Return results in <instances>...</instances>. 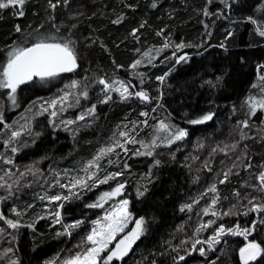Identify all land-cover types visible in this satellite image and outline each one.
<instances>
[{
  "label": "trees",
  "instance_id": "obj_1",
  "mask_svg": "<svg viewBox=\"0 0 264 264\" xmlns=\"http://www.w3.org/2000/svg\"><path fill=\"white\" fill-rule=\"evenodd\" d=\"M51 2L57 3L54 11L49 6V0H26L22 16L18 14L21 9H0V64L5 62V53L16 43L28 47L42 35L72 39L78 57V67L72 72L58 75L57 84L45 87L37 85L34 79L20 85L12 110H8L7 106V89L0 91V113L9 115L19 110L21 115L18 120L27 127L20 128L22 132L16 143L17 151L12 155L7 154L11 156L12 163L7 172L10 175L5 177V183L12 185L11 194L7 190L6 193L22 213L20 218L32 219L37 213L41 217L45 214L42 208L45 199L41 200V196H69V192L60 185L68 182L69 176L75 174L81 165L91 161L99 148L110 145L108 135L114 125L126 124L128 129L130 126L136 128L132 136L136 138L137 146H131V151L126 155L118 158L110 156L108 159L104 174L120 172L122 175L91 190L85 189L79 192L78 197L71 195L69 199L61 200L62 208L58 206L59 202H54L49 211L55 213L59 207L61 223L56 225L54 219H49L46 222L47 232H30L28 256L17 264H46L56 255H60V259L73 257L82 249L78 239L87 232L91 222L125 199L129 201L128 211L134 224L135 220L143 218L144 232L129 255L120 262L113 260L112 264H213V261L215 264H239L238 238L229 237V242L223 241L214 255L201 244L192 247L196 239L206 240L209 233L220 225L226 229L239 225L243 229L242 224L250 227L255 223L252 240L264 247V212L253 213L255 219H260L258 221L253 216L246 220L243 217L248 216L239 215L244 207L249 209L248 200L253 197H259L256 204H264V193L256 190V194H260L257 196L251 190L245 191L240 187L245 177H231L221 183L218 174L206 171V167L181 165L182 155L179 151L171 155L167 163L154 156L152 152L156 150H151L150 156L135 152L138 145L141 146L140 141L150 144L154 140L149 142L151 134L144 133L157 128L158 121L169 122L171 126L184 130L190 139L197 133L213 128L226 113H232L239 119L240 113L245 112L244 106L239 110L234 109V112L233 107L240 105L251 90L264 88V81L259 79L264 74V68H260V65H264V36L259 35V31H264V0ZM205 10L208 15L204 14ZM249 17L257 23H251ZM117 20L118 23L113 22ZM17 26L21 31H16ZM220 50L223 51L227 70L221 89L211 101L204 102L206 93L196 85H183L172 93L160 86L158 77L172 68L175 79L200 73L206 81L216 80L220 72ZM181 57L184 59L174 66ZM138 60L141 63L133 68L132 65ZM100 79L109 84L124 81L130 92L144 91L150 100L141 101L132 96L129 101H122L120 96L111 93L112 99L103 103L109 91H104ZM74 81L79 85L77 88L71 87ZM65 90L78 91L80 105L76 104L73 110L56 106L57 119H52L44 108L35 106L34 101L38 98L61 99L65 96ZM85 90L88 92L86 99L81 95ZM81 106H84V110H78ZM93 106L95 111L85 123L82 119L70 125L63 123V119L78 117L79 111L87 115ZM141 112L149 115L142 116ZM209 113L212 114L211 120L202 124L189 123ZM262 116L264 111L256 113L250 120L252 128H264L263 122H260ZM145 120L147 123L142 129ZM7 137L9 139V134ZM246 145L250 171H259L264 162V135L251 131ZM174 147L175 144L167 146L169 150ZM4 169L2 167L1 174ZM210 181L217 188V208L227 209L226 204L234 201L237 204L234 211H239V214L233 212L231 216L223 218L222 215L216 218L202 217L200 210L213 196L207 192ZM250 181L251 184L256 182L253 179ZM118 183L125 184L119 196L108 199L103 207H87L96 203L104 192L112 191ZM141 192L143 195L138 194ZM186 205H191V210ZM210 219H215L213 230L208 227L197 236L195 230ZM34 221L24 223L32 225ZM77 221L82 222L78 228H64ZM64 229L70 231L71 235ZM201 248L205 250L203 256L199 251ZM12 253L11 256L3 251L2 256H11L14 260L17 255ZM102 255L106 256L107 252ZM180 256H184V259L180 260ZM253 264H264V257Z\"/></svg>",
  "mask_w": 264,
  "mask_h": 264
},
{
  "label": "rangeland",
  "instance_id": "obj_2",
  "mask_svg": "<svg viewBox=\"0 0 264 264\" xmlns=\"http://www.w3.org/2000/svg\"><path fill=\"white\" fill-rule=\"evenodd\" d=\"M15 47H20L19 43L18 44L16 43L15 46H13L12 48H15ZM5 54H6V59H7L8 51ZM180 60L181 59H177L174 66H178L179 65L178 63ZM5 62H6V60H5ZM226 70L227 69H226L225 57H224L223 51L220 50V72H219L216 80L206 81L200 73H193V74H190L184 78L175 79L173 77L174 68H172L162 76L164 79H163V81L160 80V86L165 87L168 90V92L172 93L176 89H178L180 86L196 85V86H199L202 89H204V91L206 93L205 98H204V102H209L213 99L214 95L221 89L222 78L226 74ZM58 81H59V78L57 76L54 78L46 79L44 81L39 80V78H37L35 80L37 85H44L45 87H49V86H52L53 84H57ZM117 82H121V83L125 84L126 86H128V84L124 81L117 80ZM113 84H115L116 87H119V83H113ZM38 87H40V86H38ZM5 90H6L5 88H0V91H5ZM65 91H66L65 95L68 96V99L66 101H63L60 98H56L54 100L42 99V98L39 99L38 98V100L36 99V101H34V103L36 104L35 106L36 107L38 106L39 108L46 109L47 111H44V112H47L50 115V117L55 120L58 118L57 113H56V116H54V117L51 115V113L53 111L56 112V110H55L56 106L64 107L67 109L71 108L73 110V107L77 104L76 103L77 99L80 98L78 96V91H76V90L75 91L65 90ZM18 92H20L19 87H18L15 95L18 94ZM105 92H107V91H105ZM7 93L9 94V103L7 104V106L9 107L8 110H12L15 108L14 107L15 103H13L12 99H11V96L13 94L10 92L9 89H7ZM111 93H115L118 96H120L119 93L115 92V91L107 92L108 95H110ZM250 97L254 98L256 101L264 99V91H262V88H255L254 90H251L248 93V95L243 99V101L240 105L233 107V112H234V109L239 110L240 108H242L244 106L245 112L240 113L239 119L238 118L236 119L232 113H226L225 115H223L218 120V123L213 128L205 130L204 132H201V133H197V134L193 135V137H191L190 139L187 138V134H186V136L183 137L182 139L175 140L174 142H172L173 144H175V147L171 150H169V148H167V146L172 145V143H169V141L173 139V136L170 133L174 134L175 131L179 128H177V127L175 128L174 126H171V124H169V122L163 121L165 124L169 125V131H164V130L158 131V127H159V124L161 122V121H158L156 124L157 128L151 130L148 133H144V135H150L151 134L148 140L150 142L151 139H154L157 147L152 146V142L154 141L153 140L150 144H148L147 142L143 143L147 147H142V146L138 145V149H135V152L136 153H142V152H146V151L156 150V151L152 152L154 154V156H156L160 161H164L167 163L169 157L171 155H173L176 151H179L182 155V159H181L182 164L181 165H190V166H193V168H203V167L205 168L206 167V169H207L206 171L214 172V173L218 174L217 176L220 178V181L224 179L223 174L225 172H229V169H231V172L229 173L228 178H231V177L244 178L245 177V182L242 184V186L240 185V187L243 188L245 191L251 190L252 192L255 193V191H256L255 189L258 188V185H259L258 175L261 171H264V167H262V166H264V162H262V164L260 165L259 171L250 172V167H248V166L250 165L251 162L247 158V150L248 149H247V145H246V140L249 138L251 131L252 132L257 131V132L264 135V128L263 129H261L260 127L252 128L251 127L252 126L251 121H250L256 115V113H258V112L262 113L264 111V109H261L259 107V105H257V107L255 109V114H252L253 110L250 107V101H249ZM132 98L133 97H130L128 99V101ZM52 101H57L55 107L50 106ZM79 105H80V100H79L78 106ZM0 110H1V108H0ZM78 110H84V106H81L80 109L78 108ZM76 112H77V110H76ZM20 115L21 114H20L19 110H16L12 114H9V115H6L5 113H3V114L0 113V121H2V122H0V161H1L0 162V172L2 170V167L5 168L4 173L3 174L0 173V177H3L4 182L0 181V183H5V180H6L5 177L7 176V175H5V173H7L9 168L11 167L10 164L5 163L4 161L10 160V157H11L10 155L13 154L11 149L13 147L17 148L16 143L19 142V136L15 137L14 139L12 138V131L21 133L22 131L20 128H25L23 123L19 122V120H18ZM77 115H78V117H75L73 119H70V118L63 119L62 121H63V123L64 122L66 123L69 120L74 121V122H79V120L81 121V119L79 117L83 115L84 119H82V120L85 123V121L87 119H89L93 115V113L89 112L86 115V112L79 111V112H77ZM263 118L260 122H263V124H264ZM244 122H247V124H248L247 127H244ZM260 122L257 124H260ZM88 123H89V121H88ZM72 124H74V123H72ZM144 124L145 123L143 122L142 129H143ZM68 125H70V124H68ZM135 129L136 128H134V127L132 128V126H130V128L128 129V125H126V124L125 125L124 124L114 125L109 131L111 133L108 135V142H111L110 145L113 144V142L115 140H119L121 143H123L125 138L121 137L119 135V133L120 132H127L129 134V136L133 137L132 135H134L133 132L135 131ZM172 130H174V131H172ZM10 133H11V136H10ZM7 134H9V139L7 137ZM115 134H117V135L115 136ZM10 139H11V143H8V141ZM183 139H185V140H183ZM133 145L137 146V143L125 144V147L127 148L126 152L121 150L120 148H117L115 150V152H113L112 154H110L108 156H105L99 162L100 163L99 169L92 168V169H89V172H96L97 177L103 178L106 175V174H104L106 172V169H104V168H105V165L107 164V161L110 158V156L118 158L122 154L126 155L127 153H129V151H131L130 149H131V146H133ZM232 145H235L236 147L233 148ZM100 149L101 148L98 149V152ZM98 152H97V154H98ZM8 153H11V154L7 155ZM3 154L7 155V157H5ZM2 155L4 156V158ZM102 164H104L103 167H102ZM81 166L82 167H80V169L75 174L69 176L68 182L63 183V185H70L71 178H73V177L78 178V177H85L86 176L85 172L82 170L84 168V166L83 165H81ZM247 169H249L248 170L249 173H248ZM251 174L254 175L253 178H252ZM252 179H253V181H256V182L254 184L253 183L251 184V186H253V187H251V186L249 187L248 181H250ZM111 181L112 180H109L108 183ZM92 183H93L92 181H89V184H92ZM209 185L210 186L213 185V181H210ZM62 188L65 189L67 192H69L68 188H64V187H62ZM72 191L73 192H82L83 190L76 188V189H72ZM214 196L217 198L215 210L218 213L222 214L223 212L227 211L228 209H232V212H235V213L239 212V211H234V209L237 206L236 202H234V201H232L230 203L228 202L226 204L227 209L223 208V207H222V210H221V207L218 209L217 207L219 206V196H218L217 192L215 194H213L212 198ZM0 197H6V199L0 200V214H2L5 217V219H7V220H12L14 222L18 221L19 224L21 225L17 229H12L5 223L4 220H0V229L3 230L2 234H0V250H1L0 251V262L5 263V264H7V263L11 264V261H13V259L11 258L12 254H13L12 252H15V254L17 255L14 257V260L16 262H19V260L21 261L26 256H28L29 249H30V245H29L30 244V242H29L30 241L29 240V233L30 232H36V233H40V234H44L45 232H47L48 228H47L46 222L49 221V219H54L53 223L56 225H59L58 223H55L56 216L54 215V213H51L49 211V208L52 207V204L54 202H59V205H60V201H51L50 202L48 199H45L46 203L44 202L43 203L44 206H42L45 214L42 217H41V215H38V213H37L35 215V217L32 219H24V218H20V216H17L12 211V209L15 208V206H14L15 204L11 200L12 199L11 196L6 193L5 188H0ZM258 199L256 198L255 203ZM120 202H117L116 204H114L113 206L108 208L98 220L103 222V217L109 211H111L113 208L118 206ZM246 205H247V202H246L245 206ZM233 206H235V207H233ZM249 206L251 207L250 204H249ZM211 207H212L211 201H209L204 207H202V209L200 210L202 213L201 214L202 217H208V218H211V217L216 218L217 217V216H212L210 213L208 215L204 214V209L205 208H211ZM15 209L17 212H19L18 208H15ZM57 211H59V207H57ZM245 212H248V209L244 207L242 210H240V212H239L240 214L239 213L238 214L243 215V216H248L245 218L243 217V219H246V220L251 218L249 216H253L254 220H257V221L260 220V219H255L254 218L255 214H253L252 212H248L247 215H244ZM223 217H224V215H222V218ZM201 220H203V219H201ZM210 220H215V219H210ZM219 220H221V219H219ZM32 221H34V222L32 223V225L29 224L30 227H29V225L24 223V222H32ZM60 221H61V219H60ZM94 222H91L90 227L88 228L87 232L85 234L83 233L82 237H79L78 240L81 243L82 249L79 252H77L76 254L82 253L83 251L86 250L87 247H90V245H87V243H86V237L91 232V230L94 227H96ZM202 223H204V221ZM242 223L243 222H241V224ZM245 224L246 223L242 224L243 227H246ZM212 225L209 227L211 230H213V228L215 227V226L212 227ZM134 227H135V224L133 222V217L131 216V222L128 224L127 228L124 230L123 233H120L119 235H117L116 239L112 242L111 245H109V249L113 248L115 246V244L123 237V235L125 233H127L128 231H130L131 229H133ZM65 229H64V231H66ZM255 230H256V228H255ZM253 233H252V235H250L251 240L253 238ZM255 238L260 241L259 237L255 236ZM2 240H4V243L1 244ZM133 247H134V245L132 246V250H133ZM192 247H193V245H192ZM9 250H11V251H9ZM3 251L9 252L11 256H9V257L2 256ZM213 257L215 258V256H213ZM60 258H61L60 255H56L46 264H64V261L68 259L66 256H64L62 259H60ZM259 259L260 258H258V260L255 262H258Z\"/></svg>",
  "mask_w": 264,
  "mask_h": 264
},
{
  "label": "snow or ice",
  "instance_id": "obj_3",
  "mask_svg": "<svg viewBox=\"0 0 264 264\" xmlns=\"http://www.w3.org/2000/svg\"><path fill=\"white\" fill-rule=\"evenodd\" d=\"M26 0H0V9H21L18 14L23 15V5L25 4ZM210 2V0H209ZM49 6L54 11L57 7V3H52L51 0H49ZM153 7H155V4H153ZM205 15H208L209 13L207 10H205ZM249 21L253 24H256L257 22L252 19L251 17L248 18ZM114 23H118L119 20L113 21ZM42 27V26H41ZM16 31L19 32L21 29L19 26L16 27ZM39 30L37 29V32ZM57 32H59V28H57ZM159 34V33H158ZM259 35L264 36V31H259ZM167 47V44L165 45ZM183 47V46H181ZM77 52L75 50V42L70 38H64V37H57L56 35L47 36V37H37L36 41L31 44V46L28 47H15L12 48L8 54L6 62L3 64H0V88L9 89L10 92L13 94L11 96L12 102L15 103V93L18 89V87L22 84H26L33 80V78H39V80L44 81L46 79L54 78L58 76L61 73H68L74 71L77 67ZM180 59H184V57H181ZM141 61H136L132 67L135 68L138 64H140ZM260 68H264V65H260ZM161 81H163V77H158ZM259 79L261 81H264V74L260 75ZM99 83L104 85L105 91H115L118 92L122 101L128 100L130 97L135 96L136 98H139L141 101H149L150 98L144 91H136V92H130L128 86L121 82H115L119 83V87H116L115 84H109L106 83L104 79H100ZM79 85L77 82H73L71 87L77 88ZM253 87H256V85H253ZM262 91H264V88H262ZM83 97L86 99L88 97V92L85 90L81 93ZM68 99V96L65 95L61 97V100L66 101ZM111 95L106 96V98L102 101L103 103H107L108 100H111ZM250 107L253 110L252 114H255V109L257 105L261 109H264V99H261L259 101H256L254 98L250 97ZM57 101H52L51 107L56 106ZM76 103H79V99H77ZM46 111V109H43ZM95 107L93 106L91 109H89V112L94 113ZM155 111V109H153ZM142 116L147 117L149 114L147 112H141ZM51 115L54 117L56 116V112L53 111ZM80 119H84V116H80ZM212 119V114H205L202 117L194 120H190L189 123L192 124H202L206 121H209ZM2 122V121H0ZM67 124H72L74 121H67ZM144 123H147L145 120ZM247 122H244V127H247ZM164 130L169 131V125L165 124L163 121L160 122L158 131ZM173 136V139L169 141V143L174 142L175 140H180L183 137L186 136V132L181 129H177L174 134L170 133ZM19 132H12V138L19 136ZM119 135L121 137H124V142L121 143L119 140H115L113 144L101 148L98 152V154L89 161L84 168L82 169L86 176L85 177H73L71 178L70 185H60L61 187L68 188L69 190V196H61V195H53V196H41L40 199H48L51 201H61V200H67L70 198L71 195L79 196V192H73L72 189L79 188L81 190H91L92 187H95L99 184H105L108 183L109 180L116 179L119 175H122V173H108L103 178L97 177L96 172H89V169L100 168V161L105 157L113 152L117 148H120L123 151H127V148L125 147V144L137 143L136 139L134 137L129 136L127 132H120ZM8 143H11V139L8 141ZM142 147H147L143 144L142 141L139 142ZM152 146H156L155 140L152 142ZM233 148H235V145H232ZM13 153L17 151L15 147L11 149ZM139 155H152L151 151H146L142 153H137ZM118 155V154H117ZM5 163L11 164L12 160H5ZM112 161H109L111 163ZM158 164L159 161H156ZM127 164H125V168H127ZM250 167V165L248 166ZM264 167V166H262ZM231 172V169H229V172H225L224 179L221 180V183H224L229 173ZM5 175H10V173H5ZM23 175V174H22ZM0 181H3V177H0ZM89 181H92V184H89ZM258 181L259 185L258 188L255 190L260 191L264 193V171H261L258 175ZM58 182V181H57ZM15 183H19L16 181ZM125 184L124 183H118L115 188L112 189L110 192H104L100 195L99 200L96 203L89 204L87 207L90 208H96V207H103V203L106 202L108 199L112 197L119 196L122 193V190L124 189ZM0 188H5L9 194H11L12 185L6 184V183H0ZM207 192L215 194L217 192L216 185H211ZM205 193V195L207 194ZM139 195H143V193H138ZM237 197H239V193H236ZM6 199V197H0V200ZM256 198L253 197L248 200V203L251 205V207L248 209V212L252 213H262L264 212V204H256L255 203ZM198 202V201H196ZM217 203V198L214 196L211 200V208H205L204 214L208 215L209 213L212 216H219V215H232V209H228L227 211L223 212L222 214L218 213L215 210V205ZM128 200H123L119 203L118 206L113 208L111 211H109L104 217L103 222L100 220L95 221L96 227H94L91 232L86 237V243L87 245H90V247H87L85 251L82 253L76 254L75 256L67 259L64 261V264H112L113 260L122 261L125 256L128 255L130 250L132 249V246L135 244V242L140 238V236L144 232V220L143 218L137 219L135 221V227L125 233L123 237L115 244V246L111 249H109V245L112 244V242L116 239L117 235L120 233H123L124 230L127 228L128 224L131 222V213L128 211ZM60 208L63 207V205H59ZM189 210H191V205H186ZM235 207V206H233ZM183 210V208L181 209ZM12 211L17 215L21 216L22 213L17 212L15 208L12 209ZM248 212H245L244 215H247ZM56 216L55 223H60V212L56 211L54 213ZM0 220H4L5 223L12 229H17L21 225L19 222H14L12 220H7L5 217L0 214ZM82 222L77 221L73 224L66 225V229H75L80 226ZM214 220H210L205 224H201L195 231L197 236L201 232V230L206 229L210 227L212 224H214ZM30 227V225H29ZM256 224L252 223L250 227H245L241 229L239 225L233 228H225L223 225H220L214 230V234L209 237L207 241H201L200 239H196L193 243V248L197 244L201 243H207L209 245L210 250H215L214 245L219 244L221 242V239L225 235H233V236H243L245 240H248V237L252 235V233L255 231ZM3 230L0 229V234H2ZM68 235H71V232H67ZM186 243V242H185ZM176 251L177 249H173ZM11 251V250H9ZM200 254L203 256L205 255L204 249H199ZM107 252L108 254L106 256H103L102 254ZM7 254V253H6ZM264 257V247L261 246V243L256 242L255 240H250L246 244H244L243 247L239 249V259L240 264H253V262L257 261L258 258ZM180 260L184 259V256L179 257ZM11 264H17L15 260L11 261ZM213 264L215 262L213 261Z\"/></svg>",
  "mask_w": 264,
  "mask_h": 264
},
{
  "label": "flooded vegetation",
  "instance_id": "obj_4",
  "mask_svg": "<svg viewBox=\"0 0 264 264\" xmlns=\"http://www.w3.org/2000/svg\"><path fill=\"white\" fill-rule=\"evenodd\" d=\"M236 227V226H235ZM214 234V232L213 233H209V235L207 236V239L206 240H204V241H207L208 239H209V237L210 236H212ZM226 237H227V239H226ZM229 237H235V238H238V240L237 241H239V243H238V248H237V253H238V261H239V264H240V259H239V249L241 248V247H243L244 246V244H246L249 240H245V238L244 237H242V238H240V237H238V236H233V235H225V236H223L222 237V239H221V242L219 243V244H216V245H214V249L215 250H210L209 249V245L207 244V243H201V246L202 247H207V251H208V253H213V255L216 253V250L220 247V245L222 244V242L224 241V242H229L230 240H231V238H229ZM248 239H250L249 237H248ZM254 263V262H253Z\"/></svg>",
  "mask_w": 264,
  "mask_h": 264
},
{
  "label": "bare ground",
  "instance_id": "obj_5",
  "mask_svg": "<svg viewBox=\"0 0 264 264\" xmlns=\"http://www.w3.org/2000/svg\"><path fill=\"white\" fill-rule=\"evenodd\" d=\"M216 3V2H215ZM224 4V3H223ZM229 5V4H228ZM263 22V21H262ZM55 32V31H54ZM34 36V35H33ZM43 36V35H42ZM35 37V36H34ZM45 37V36H44ZM36 38V37H35ZM31 40H32V38H31ZM31 42V41H30ZM23 45V44H22ZM225 45V44H224ZM223 45V46H224ZM21 47V46H20ZM24 47H25V45H24ZM201 49V48H200ZM175 50V49H174ZM188 57V56H187ZM173 58V57H172ZM175 59V58H174ZM244 95H245V93H244ZM245 101V100H244ZM142 105V104H141ZM164 106V105H163ZM165 107V106H164ZM148 108H150V107H148ZM146 110V109H145ZM154 112H156V111H154ZM156 114H158L157 112H156ZM161 114V113H160ZM159 115V114H158ZM163 115V114H162ZM173 115V114H172ZM161 116V115H160ZM162 117V116H161ZM166 117H167V115H166ZM156 118V117H155ZM164 118V117H163ZM158 119V118H157ZM153 122V121H152ZM172 123H174L173 122V120H172ZM150 124H153V123H148V125H150ZM147 125V126H148ZM174 125V124H173ZM153 126V125H152ZM177 126V125H176ZM176 128V127H175ZM151 131V130H150ZM172 131H174V130H172ZM173 144V143H172ZM169 146H171V145H169ZM166 147V146H165ZM221 170V169H220ZM249 169H247V171H248ZM251 172V171H250ZM248 173H249V171H248ZM247 173V174H248ZM251 176H252V174H251ZM248 177V176H247ZM257 177V176H256ZM253 178V177H252ZM245 179V178H244ZM251 182L252 181H250V183L249 184H251ZM254 184V183H253ZM257 186V185H256ZM251 187H253V186H251ZM253 189V188H252ZM255 193H256V191H255ZM258 194H259V192H257ZM258 194H256L257 196H258ZM260 195V194H259ZM259 198V197H258Z\"/></svg>",
  "mask_w": 264,
  "mask_h": 264
},
{
  "label": "water",
  "instance_id": "obj_6",
  "mask_svg": "<svg viewBox=\"0 0 264 264\" xmlns=\"http://www.w3.org/2000/svg\"><path fill=\"white\" fill-rule=\"evenodd\" d=\"M68 73H69V72H68ZM61 74H65V73H61ZM61 74H59V75H61ZM34 79H37V78H33V80H34ZM22 85H23V84H22ZM130 251H131V250H130ZM129 253H130V252H129ZM129 253H128V255H129ZM128 255H127V256H128ZM127 256H125L124 259H125ZM114 261H117V260H114ZM118 262H120V261H118Z\"/></svg>",
  "mask_w": 264,
  "mask_h": 264
}]
</instances>
